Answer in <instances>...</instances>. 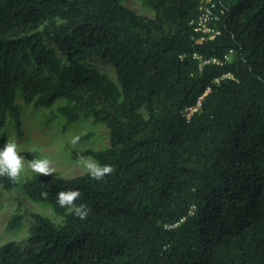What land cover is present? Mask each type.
<instances>
[{"label": "trees", "instance_id": "1", "mask_svg": "<svg viewBox=\"0 0 264 264\" xmlns=\"http://www.w3.org/2000/svg\"><path fill=\"white\" fill-rule=\"evenodd\" d=\"M140 1L154 17L122 0H0V133L23 134L25 105L93 117L110 145L92 157L115 168L0 177L52 212L12 215L0 264H264V0H213V38L204 0ZM61 190H79L86 219Z\"/></svg>", "mask_w": 264, "mask_h": 264}, {"label": "rangeland", "instance_id": "2", "mask_svg": "<svg viewBox=\"0 0 264 264\" xmlns=\"http://www.w3.org/2000/svg\"><path fill=\"white\" fill-rule=\"evenodd\" d=\"M122 1L144 15L155 16V12L140 0ZM88 60L101 66L107 73H113V66L108 62L94 57ZM48 116L46 110L42 108L25 105L23 134L19 136L9 129L0 133V148L11 139L17 143L20 155L25 157L26 167L21 182L33 173L27 168V164L28 160L35 156L49 159L56 171L53 174L72 177L86 173L78 162L76 149L85 152V155L93 159L92 150L110 145L109 129L104 124L97 123L93 117H84L70 123L64 118L49 122ZM76 135L81 139L74 149L69 141ZM28 211L52 214L50 210L29 200L20 188L12 190L0 188V243H5L7 240L5 228L11 216L17 212L23 214ZM25 220L29 222V217Z\"/></svg>", "mask_w": 264, "mask_h": 264}, {"label": "clouds", "instance_id": "3", "mask_svg": "<svg viewBox=\"0 0 264 264\" xmlns=\"http://www.w3.org/2000/svg\"><path fill=\"white\" fill-rule=\"evenodd\" d=\"M81 137L73 136L69 143L76 149ZM78 162L91 179L96 181L103 180L106 176H110L115 172V168L111 164H101L90 156L85 155L83 151L76 149ZM18 145L15 141L8 139L7 143L0 148V177H6L13 183H20L22 173L25 171V157L20 155ZM35 153V151H33ZM27 168L39 175H52L55 169L51 166V161L47 158H35L28 160ZM44 198L48 197L47 192H42ZM79 190H61L56 194V202L62 208H67L70 214L75 215L81 220L87 218L89 209L86 205H77L76 201L80 198Z\"/></svg>", "mask_w": 264, "mask_h": 264}, {"label": "built area", "instance_id": "4", "mask_svg": "<svg viewBox=\"0 0 264 264\" xmlns=\"http://www.w3.org/2000/svg\"><path fill=\"white\" fill-rule=\"evenodd\" d=\"M213 0H204L201 8L202 12L198 20L197 28L204 32H210L211 38L215 37L216 30L211 26L212 19L214 18ZM195 110V109H194Z\"/></svg>", "mask_w": 264, "mask_h": 264}]
</instances>
